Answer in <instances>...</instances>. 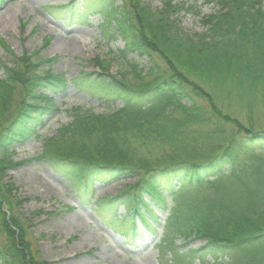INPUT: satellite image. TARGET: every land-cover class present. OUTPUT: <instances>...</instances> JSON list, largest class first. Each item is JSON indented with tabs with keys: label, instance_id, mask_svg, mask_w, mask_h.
<instances>
[{
	"label": "trees",
	"instance_id": "16d2710c",
	"mask_svg": "<svg viewBox=\"0 0 264 264\" xmlns=\"http://www.w3.org/2000/svg\"><path fill=\"white\" fill-rule=\"evenodd\" d=\"M207 1L215 9L201 15L199 32L182 26V12L201 14L184 1L159 0L153 8L142 0H70L56 9L64 23L98 14L103 40L118 35L123 53L148 60L114 74L95 56L89 62L101 74L84 70L68 79L52 70L55 56L14 54L0 36L11 57L7 66L0 62V264H50L15 210V187L4 182L20 164L7 145L38 137L45 118L60 111L55 95L68 80L123 104L107 113L74 106L31 160L69 176L84 192L80 201L95 204L93 212L125 230L128 241L144 234L125 225L137 218L143 231L155 233L153 208L167 210L157 252L169 254V264H264L263 0ZM19 85L23 97L18 93L12 113ZM132 178L138 180L126 190L95 198L96 183ZM119 205L129 215L114 219ZM189 239L203 244L181 251L177 241Z\"/></svg>",
	"mask_w": 264,
	"mask_h": 264
},
{
	"label": "rangeland",
	"instance_id": "374dc122",
	"mask_svg": "<svg viewBox=\"0 0 264 264\" xmlns=\"http://www.w3.org/2000/svg\"><path fill=\"white\" fill-rule=\"evenodd\" d=\"M174 1H184L186 6L195 5L201 13L200 16L192 12H182L179 15L183 28L188 32L201 31V15L211 14L215 9L214 4L207 0ZM67 2L70 0H4L0 4V36L14 54L21 55L24 48L27 52L39 50L44 57L55 56L56 62L53 63L52 70L64 73L68 79H73L84 70L94 74L100 73L95 65L89 62L95 56L109 61L108 70L112 74L120 70H131L129 62L135 64L137 69L147 65V58L122 52L124 44L118 35H115L114 39L103 40L99 27L102 19L98 14L93 13L85 23H64L61 17L57 18L59 15L55 13L56 9ZM142 2H148L153 8L160 4L159 0ZM41 6L47 8L43 10ZM22 22H26L23 29L20 28ZM47 38H50V43L44 46ZM3 58L5 60L0 62L9 65L8 58L11 57L0 47V60ZM67 82L63 92L55 95L54 101L60 111L53 117L45 118L43 128L38 131V137H32L23 144L13 141L7 145L12 151V159L20 164L6 171L4 182H12L15 187L14 195L19 201L15 210L29 226V239L33 247H36L40 257L50 264H169L167 261L170 255L161 258L157 252L167 211L153 208L157 220L156 232L152 234L145 231L143 238H137L131 243L127 241L124 233L118 232L120 226L109 227L102 222L93 212L95 204L85 205L80 201V195L84 192L76 190L75 182L69 176L47 164L30 160L41 152L43 137L53 136L59 125L71 118V109L74 106H80L84 110L90 109L93 113H107L123 104L118 97L94 92L87 86H79L69 80ZM22 89L19 85L12 113L19 101L18 93L20 100L23 97ZM137 180L132 178L109 184L96 183L95 197L116 195ZM112 211L114 219L129 215H126L123 205ZM133 221L124 228L136 226L141 231L140 221ZM0 242H4L3 235H0ZM182 243L185 246L181 251L185 252L189 248H199L203 241H177V244ZM206 259L210 260V256ZM194 264L198 262L195 261Z\"/></svg>",
	"mask_w": 264,
	"mask_h": 264
}]
</instances>
